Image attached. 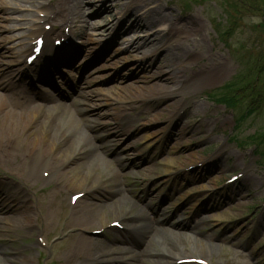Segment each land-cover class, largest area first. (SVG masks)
Listing matches in <instances>:
<instances>
[{"label": "rangeland", "instance_id": "rangeland-1", "mask_svg": "<svg viewBox=\"0 0 264 264\" xmlns=\"http://www.w3.org/2000/svg\"><path fill=\"white\" fill-rule=\"evenodd\" d=\"M73 1H63L65 12L66 6L75 4ZM79 1L89 23L82 29L81 37L72 36L67 26L63 28L65 34L71 35L62 52L72 58L69 65L51 71L46 80H39L41 73L26 70L27 53L15 60L0 58L3 66L16 63L15 82L20 81L23 73L28 80L25 85L37 101L53 98L76 110L75 100L81 99V93L97 98L94 104L105 114L103 121L109 126L93 123L88 136L103 148L100 154L109 170L120 172L122 187L132 201L128 210L131 216L147 215L155 226L174 232L172 244L184 239L206 241L207 247H211L207 250L216 254L213 264H264V146H259L254 137L255 133H264V110L250 114L247 99L248 73L254 59L264 53V27L260 26L264 0H258L256 6L254 0H241L243 5L237 11L235 26H231L225 9L229 0H154L162 6V14L171 15L178 20V26L192 31L164 42L168 50L184 43L188 54L181 58V51L176 49L174 56L180 57L177 70L187 71L181 74V90L158 97L153 95L159 92L150 89L154 83L150 78L163 64V53L128 49L134 34L127 30L137 16L131 11L132 0ZM148 1H136L139 14L145 11ZM48 6L46 3L47 10H51ZM105 6L110 11H103ZM3 7L6 6L0 3V38L9 39L0 40V52L18 51L24 42L34 44L37 35L18 39L15 35L20 31L29 34L28 30L39 29L52 35L56 21L45 20L47 10L19 7L14 13L3 14ZM21 14H30L31 24L15 31L12 20ZM192 15L198 22L186 20ZM1 17L9 19L3 22ZM105 23L106 29L95 26ZM49 27L51 30L47 31ZM243 77L234 87L236 107L226 106L223 88ZM258 84L264 87L261 80ZM109 128L116 130L118 136L111 134ZM168 158L173 159L170 171L165 170ZM89 162L86 155L76 158L73 164L88 166ZM94 173H101L104 185L97 188L91 200L109 202L116 192L113 180L102 170L95 169ZM234 177L238 179L229 183ZM0 179L5 182L0 187L23 189L11 177L0 175ZM78 194L77 190H70L56 195L67 209H63V217L70 216V199ZM24 196L35 208L36 197L26 189ZM220 215L223 219H216ZM107 221L109 228L114 229L100 236L103 242L123 232L112 227L113 223H120L115 217L108 215ZM59 222L56 220L49 231L42 230L41 221L34 223L47 248L41 247L38 232L25 235L2 222L0 227L7 228H0V251L13 258L12 264H17V258H28L29 264H59V250L76 231L64 229ZM134 228V224L129 225V229ZM98 233L99 230H93L92 234ZM192 245L201 247L198 243ZM134 248L140 251L144 245L139 242Z\"/></svg>", "mask_w": 264, "mask_h": 264}, {"label": "bare ground", "instance_id": "bare-ground-1", "mask_svg": "<svg viewBox=\"0 0 264 264\" xmlns=\"http://www.w3.org/2000/svg\"><path fill=\"white\" fill-rule=\"evenodd\" d=\"M63 1L0 0V3L6 6L1 9L3 14L14 13L19 7L47 10L46 3L51 6H48L51 10H47L45 20L47 22L56 21L52 35L40 32L39 29L28 30L29 34H26V31H20L15 35L18 39L37 35L34 41L40 42L41 55L39 58L42 60V64L38 67L39 72L45 78L49 77L46 75L59 66L69 65L68 61L72 58L61 55L66 49L63 45L69 42L71 35L80 37L84 35L82 29L89 23L87 19H84L83 6L79 0L73 1L75 4L66 6V12L63 9L65 7ZM136 1L132 0L131 11L137 16L127 30L134 34L128 49L163 53V64L159 65L158 71L151 76L150 79L154 80V83L150 89L159 92L153 95L156 97L164 95L165 92V95L176 94L184 84L181 74L186 73L187 70H177L180 57L177 58L174 54L178 49L181 51L182 58L188 54V51L186 47L184 48V43H179L174 49L168 50L169 47L165 46L164 42L170 41L169 38H174L179 34L189 35L192 31L189 27L188 29L185 26H178V20L171 15L162 14L160 11L162 6L154 0L144 3L145 11L142 10L139 14ZM110 9L105 6L103 11H110ZM30 16V14H21L14 18L12 20L15 23L13 29L18 31L16 29L26 28L25 25L29 26ZM1 18L3 22L9 19ZM186 20L198 22L195 15L187 17ZM95 26L106 29L108 23ZM64 27L70 29L71 35L64 33ZM156 27L159 28L154 30ZM5 28L9 29L7 25ZM49 36L55 37L53 41H50ZM7 38L9 39L4 36L0 40L6 42ZM128 38H131V35ZM56 41H60L61 45H56ZM85 45L87 46V43ZM26 53L29 54L28 56L33 53V47L29 42L21 44L18 51L2 50L0 58L15 60ZM2 63L0 60V175L11 177L16 185L23 186L27 193H32L36 197L37 205L34 208L25 200L22 188L6 189L1 186L0 223H7L11 228L22 230L25 235L38 232L40 245L46 248L48 247L45 244L46 240L40 236L42 232L34 226V223L41 221L42 230L49 231L53 228L55 221L60 220L59 223L64 229L76 230L58 252L59 264H146V262L151 264L178 262L177 264H181V261L190 259H202L206 264H213L216 254L207 250L211 247H207L209 244L206 241L197 242L192 239L188 242L184 239L172 244L176 238L174 232L155 226L147 215L131 216L129 214L128 210L132 201L122 187L120 172L109 170L100 154L103 148L88 136V130L93 127L91 125L93 123L98 126L100 124L109 126L103 121L105 114L98 110L97 104H94L97 99L95 96L87 92L81 93L82 96H79L81 99L75 100L78 104L76 110H73L70 105L67 107L65 104L57 103L53 98L37 101L27 89L25 84L28 80L23 78V73L20 81L15 82L14 71L18 69L15 66L16 63L8 66H3ZM109 131L118 136L116 130L109 128ZM116 149H119V146ZM86 155L90 159V165L73 164L76 158ZM166 161L168 165L165 170L170 171L173 159L168 158ZM95 169L102 170L110 180H113V189L116 192L109 202L100 203L91 200L97 188L104 185L101 182V173L95 174ZM0 184L5 185V182L0 179ZM70 190H77L81 197L76 202L70 199L68 207L70 206L71 214L69 217H63V209L66 208L57 201L56 195ZM8 203L11 204V210H9L10 207H5ZM108 215L120 222L123 232L114 235L112 240L103 242L100 236L114 229L109 228ZM222 217L223 215H220L216 219ZM130 224L135 225L134 230L129 229ZM93 230H99L100 234H92ZM139 242L143 243L144 248L137 251L134 246ZM193 243H198L201 247L197 248L192 245ZM120 244L128 245V247L131 245L132 248H121ZM4 253L3 250L0 251V264H12L13 258L6 257ZM15 260L18 261L17 264H29L30 262L28 258Z\"/></svg>", "mask_w": 264, "mask_h": 264}, {"label": "trees", "instance_id": "trees-1", "mask_svg": "<svg viewBox=\"0 0 264 264\" xmlns=\"http://www.w3.org/2000/svg\"><path fill=\"white\" fill-rule=\"evenodd\" d=\"M226 2L227 4L225 9H227V13L230 16L231 26H235L237 22V11L242 8L243 4L241 3V0H229ZM257 2L258 0H254L255 6ZM260 26L264 27V19ZM253 63V67L248 73V108L250 114H253V112L260 114L262 110H264V87L259 86L260 84H258V80H261V84L264 83V53L255 58ZM242 79H245V77L237 78L235 81L229 83L223 88L224 96L222 98L223 103L225 102L226 106L231 108L236 107L237 101L234 98L236 90L234 87L238 83L237 81H242ZM257 86L259 87L257 88ZM251 107H254V109ZM254 137L258 139L259 146H264L263 132L255 133Z\"/></svg>", "mask_w": 264, "mask_h": 264}]
</instances>
